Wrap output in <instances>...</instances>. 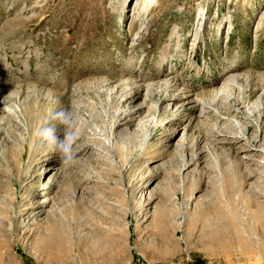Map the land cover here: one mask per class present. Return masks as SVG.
I'll use <instances>...</instances> for the list:
<instances>
[{"label": "rangeland", "instance_id": "obj_1", "mask_svg": "<svg viewBox=\"0 0 264 264\" xmlns=\"http://www.w3.org/2000/svg\"><path fill=\"white\" fill-rule=\"evenodd\" d=\"M59 109L70 167L34 134ZM233 176L248 199L221 220ZM259 205L264 0H0V264H264Z\"/></svg>", "mask_w": 264, "mask_h": 264}, {"label": "bare ground", "instance_id": "obj_2", "mask_svg": "<svg viewBox=\"0 0 264 264\" xmlns=\"http://www.w3.org/2000/svg\"><path fill=\"white\" fill-rule=\"evenodd\" d=\"M156 88H153V91H152V94L153 93H155L157 96L158 95H161L162 97H164L165 96V94H166V99H168L167 97H169L171 100H173V101H178V100H180L181 98H184V96H185V94L186 93H184V92H181L182 94H181V96H176V95H170L169 93H166L164 90H168V89H170V88H173V87H175V86H173V85H171V82L170 81H165V83H162V82H159V83H154L153 84ZM174 85H176V84H174ZM226 88V87H225ZM225 88H222V89H219V90H216L214 93H216V95L218 96V98H220V96H221V94H223L224 92H226L227 91V89H225ZM218 101V99H217V97L216 98H214V99H212L211 101H208L206 104H204L203 106H204V108H211V106L212 105H216V102ZM228 101V100H227ZM206 102V101H205ZM204 102V103H205ZM203 103V102H202ZM225 103V102H224ZM158 107V106H157ZM236 107V106H235ZM214 108V107H213ZM212 108V109H213ZM257 108H259V103H255L254 105H252V107L247 111V113H252V112H254ZM157 109V108H156ZM158 110V109H157ZM208 111V110H207ZM130 112V111H129ZM132 112V111H131ZM9 113V112H8ZM139 113V112H138ZM130 114V113H129ZM204 114V113H203ZM219 114V113H218ZM217 114V115H218ZM205 115H206V113H205ZM220 116V115H219ZM239 116V115H238ZM136 117V116H135ZM218 117V116H217ZM250 118V116H248V119ZM132 120V119H131ZM220 120V119H219ZM130 121H128V123H129ZM237 124V123H236ZM236 128V127H235ZM240 128V127H239ZM62 132H63V130H62ZM240 132V131H239ZM233 133V132H232ZM218 134V133H217ZM220 134V133H219ZM222 134V133H221ZM244 134V133H243ZM235 135V134H234ZM228 136V135H227ZM245 136V135H244ZM258 137V136H257ZM231 138V137H230ZM236 138H238V142H240V141H242L243 140V138H241V136H237ZM225 139V138H224ZM227 139V138H226ZM226 139L225 140H223L224 142H227L226 141ZM233 140V139H232ZM235 140H237V139H235ZM258 140V139H257ZM220 141V140H219ZM222 141V142H223ZM230 141V140H229ZM184 142V141H183ZM184 143H186V142H184ZM195 143V142H194ZM210 143V142H209ZM217 143H219V142H217ZM181 146V145H180ZM249 148V147H248ZM86 150L87 149H83L82 148V146H80L77 150H74L75 151V156L76 157H78L79 155H81V154H83V153H85L86 152ZM250 150V149H249ZM196 153V152H195ZM253 156V155H252ZM183 158H184V156H182ZM198 157V156H197ZM201 157V156H200ZM245 159V158H244ZM263 159V158H262ZM195 157H194V154H193V156H192V158L189 160V161H186L185 162V164H184V166L183 167H189V166H191V165H193L194 163H195ZM198 160V159H197ZM50 162V161H49ZM243 163V162H242ZM245 163V162H244ZM247 163V162H246ZM247 165H248V163H247ZM250 166V165H249ZM226 182H227V186L226 187H228V188H236V190L237 189H239V183H238V181H237V178L236 177H228L227 178V180H226ZM52 183H53V181H51L50 182V184H49V186L50 185H52ZM78 184V183H77ZM77 187H79L78 185H76ZM224 188H225V185H224V182H223V188H222V192H221V194L223 193V195L226 197V199L225 200H223V201H218L217 202V205L214 207V214H215V216H217V218H219V219H221V220H227V219H229V220H231L230 218H236V217H238V215H240V213H238L237 212V208H235L234 207V205H233V202H234V199H241L243 202H246V200L248 199V194L247 193H245L244 191H240L241 189H239V191H236L235 190V192H233L232 191V193H230L229 194V196L227 197V195H226V192H225V190H224ZM33 189V188H32ZM73 196V195H72ZM74 197V196H73ZM200 198V197H199ZM74 200V199H73ZM80 200V199H79ZM82 200H84V199H82ZM207 201V200H206ZM44 203H49L48 201H45ZM258 203H260V202H258ZM30 207L34 210V209H36V207H34V204L33 203H30ZM30 208V211H27L26 210V212H25V214H28L29 213V218L30 217H35V216H37V214L36 215H34L33 214V210ZM202 208V207H201ZM257 209H259L258 211V213L259 214H261V215H264V205H259L258 206V208ZM198 210V209H197ZM253 212V210H251V208L249 207V208H247V211H246V214L248 215L249 214V212ZM169 212H167V210H166V208H161V209H159L158 211H157V221H156V227L161 231V233H163L162 234V238L164 239V241H165V243H169L170 244V242H171V237H169V235L167 234V224H169L168 223V220L170 219V218H172V216H173V214L171 213L170 215L168 214ZM49 214V213H48ZM202 214V216L204 215V213L202 212L201 213ZM40 215V214H39ZM52 215V217L53 218H55L56 217V214H55V212H53V211H51L50 212V215L49 216H51ZM243 217V216H242ZM249 217V216H248ZM240 220V219H239ZM170 221H172V220H170ZM199 221V220H198ZM225 222V221H224ZM232 223V222H231ZM53 224V223H52ZM52 224H50V225H52ZM223 225V224H222ZM174 226V225H173ZM176 228V227H175ZM50 229H51V234L49 235V239L46 241V242H37L36 243V245H35V247H36V249H43L45 246H46V244L48 243V242H50V240H52L53 239V237H55L56 235H57V230L53 227V226H50ZM2 231H3V229L2 230H0V260H2V259H4V252H3V250L5 249V247L7 246V244H6V239L4 238V234L2 233ZM171 231V230H170ZM173 231H175V230H173ZM186 236V235H185ZM45 239H47V237L46 238H44V240ZM169 246V245H168ZM49 251H50V249H49Z\"/></svg>", "mask_w": 264, "mask_h": 264}, {"label": "clouds", "instance_id": "obj_3", "mask_svg": "<svg viewBox=\"0 0 264 264\" xmlns=\"http://www.w3.org/2000/svg\"><path fill=\"white\" fill-rule=\"evenodd\" d=\"M61 129L63 130L62 138L60 136ZM34 134L45 142L51 151L60 156L62 165L70 167L75 163L74 145L78 140V134L70 110L54 111L49 120L38 127Z\"/></svg>", "mask_w": 264, "mask_h": 264}]
</instances>
